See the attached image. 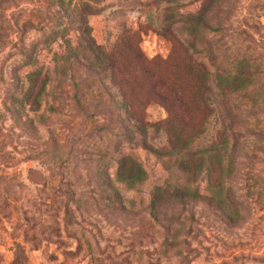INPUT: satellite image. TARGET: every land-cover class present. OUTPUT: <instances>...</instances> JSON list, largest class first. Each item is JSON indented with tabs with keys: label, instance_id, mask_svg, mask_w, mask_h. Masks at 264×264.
I'll list each match as a JSON object with an SVG mask.
<instances>
[{
	"label": "rangeland",
	"instance_id": "374dc122",
	"mask_svg": "<svg viewBox=\"0 0 264 264\" xmlns=\"http://www.w3.org/2000/svg\"><path fill=\"white\" fill-rule=\"evenodd\" d=\"M204 6L212 31L194 47L214 80L240 61L243 83L213 85L205 110L197 68L189 131L203 127L208 146L225 138L226 154L195 179L197 199L154 218L156 187L183 175L127 137L112 57L121 48L131 67L137 51L184 75L179 14ZM146 142L164 149L165 136ZM127 154L146 172L134 187L117 180ZM0 264H264V0H0Z\"/></svg>",
	"mask_w": 264,
	"mask_h": 264
},
{
	"label": "trees",
	"instance_id": "16d2710c",
	"mask_svg": "<svg viewBox=\"0 0 264 264\" xmlns=\"http://www.w3.org/2000/svg\"><path fill=\"white\" fill-rule=\"evenodd\" d=\"M205 2L207 0H204ZM209 10V7L204 6L195 13L179 14L180 19L178 22L180 25L176 27V30H178L179 41L182 40V43H180H185L186 47L185 52L178 56V62L184 75L181 74L174 78L167 72L158 70L159 60L156 56L147 59L141 52L138 53L137 51L134 55L135 62L130 67L128 65L130 61L124 53L125 51L119 48L118 45L116 49L119 48V50L114 54L117 56L112 57L113 64L118 68L121 75L118 79V92L123 93L124 96H130V101L119 104L127 117L124 126L126 127L127 137L135 145L138 144L135 141L136 136L140 137L141 143L149 152L167 158V162L176 165L183 175L182 181L179 182L178 179H175L173 184L170 185L171 189L169 191L161 186L156 187L149 204L150 214L154 218L158 217L161 208L166 206L170 200L183 203L197 199L200 194L193 186L195 179L199 174L210 171L212 165L218 164L221 166L222 158L226 154L227 140L225 138L217 141L223 144L222 147H218L215 141L208 146L201 142L203 127L195 132L189 131L196 111L189 97V87L192 80L195 79L194 73L198 69L204 71L202 76L204 98L202 101L205 110L208 107L207 101L213 85H217L218 88L220 86V89L225 91L236 92L243 83V77L237 73L240 72L242 67L240 61L236 63L233 76L230 73H225L217 75V79L214 80L209 74L207 64L200 55L201 50L194 47L195 40H201L206 33L212 31V26H210L208 20ZM166 27L169 28L170 23H166ZM85 40L87 41L88 38ZM86 49L99 61L109 57V54L104 51L94 52L89 43ZM170 56L171 53L168 54L166 60ZM171 66L173 65L171 64ZM44 89L45 86L38 90L33 101L36 105H40L38 98L44 92ZM152 105L159 106L165 116L150 120L146 109ZM120 108L118 107V109ZM206 119L207 116L204 115V124ZM149 130L157 135L162 134L165 136L164 149L154 148L146 142ZM197 139V146H194ZM220 149H224V151ZM116 175L118 181L129 187H134L146 178L145 170L133 154L119 157ZM219 203L221 204V201Z\"/></svg>",
	"mask_w": 264,
	"mask_h": 264
}]
</instances>
